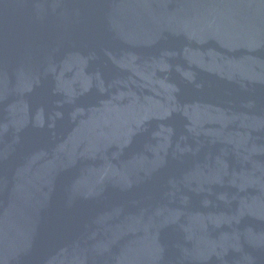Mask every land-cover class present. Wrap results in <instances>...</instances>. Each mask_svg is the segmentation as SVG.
I'll use <instances>...</instances> for the list:
<instances>
[{
    "label": "water",
    "instance_id": "obj_1",
    "mask_svg": "<svg viewBox=\"0 0 264 264\" xmlns=\"http://www.w3.org/2000/svg\"><path fill=\"white\" fill-rule=\"evenodd\" d=\"M0 264H264V0H0Z\"/></svg>",
    "mask_w": 264,
    "mask_h": 264
}]
</instances>
